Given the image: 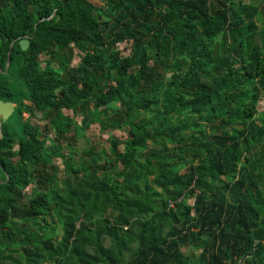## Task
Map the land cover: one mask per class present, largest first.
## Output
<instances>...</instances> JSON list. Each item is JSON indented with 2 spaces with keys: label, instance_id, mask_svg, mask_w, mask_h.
Returning <instances> with one entry per match:
<instances>
[{
  "label": "trees",
  "instance_id": "1",
  "mask_svg": "<svg viewBox=\"0 0 264 264\" xmlns=\"http://www.w3.org/2000/svg\"><path fill=\"white\" fill-rule=\"evenodd\" d=\"M98 1L0 0V264H264V0Z\"/></svg>",
  "mask_w": 264,
  "mask_h": 264
},
{
  "label": "rangeland",
  "instance_id": "2",
  "mask_svg": "<svg viewBox=\"0 0 264 264\" xmlns=\"http://www.w3.org/2000/svg\"><path fill=\"white\" fill-rule=\"evenodd\" d=\"M91 1L97 5L100 4L98 0H91ZM260 19L263 20L264 15H261ZM118 46H119V49L122 51L123 55H128V54L131 55V52H132L131 41L122 42ZM80 54H81V52L79 51V49L74 48V55H73V58L71 60L72 66L77 65V63L80 60ZM41 59H43V57ZM43 65H44V63H42V66ZM258 108H259V110L264 109V100H261L259 102ZM15 114H16V111L13 112V116ZM63 114L65 116L73 117L79 123L82 122V119L84 116L81 111H78L77 113H75L72 109H68V108L63 109ZM27 117H28V114L24 113V118H27ZM32 120L35 124H38L42 127H44L45 122H46V120H43L41 118L40 113H38L36 115V117L32 118ZM127 134L128 133H127L126 129H116V130H111L108 132H102L100 130V127L98 124H91L88 128L80 129L79 132H74V134H73L74 137L72 139V143L74 144L75 149L78 151L84 150L86 147L91 146V145L95 146L96 148H101L103 146V144L108 143V141L110 140L111 137H116V138H119L121 140H124L127 137ZM54 136L55 135L53 132H47L46 137H48V141L53 139ZM16 150H17V146L14 145L8 152L3 153L4 157L15 158L16 157ZM64 152L68 153L69 150L64 149ZM57 164H59L60 167L63 168V165L61 163V159H58ZM30 191H31V188H28L27 189V195L30 194ZM192 201H193V199H190V203H192ZM184 250H186V248H184Z\"/></svg>",
  "mask_w": 264,
  "mask_h": 264
},
{
  "label": "water",
  "instance_id": "3",
  "mask_svg": "<svg viewBox=\"0 0 264 264\" xmlns=\"http://www.w3.org/2000/svg\"><path fill=\"white\" fill-rule=\"evenodd\" d=\"M14 42L15 41H12L11 44H10V48H9V52H8L7 66H8V64L10 62V55H11V52H12V48H13ZM19 43H20L22 49L26 50L28 48V46H29V43H30L29 36H26L23 39H21L19 41ZM15 109H16V104L14 102L0 100V138H1V124H2V121L8 119L13 114Z\"/></svg>",
  "mask_w": 264,
  "mask_h": 264
},
{
  "label": "built area",
  "instance_id": "4",
  "mask_svg": "<svg viewBox=\"0 0 264 264\" xmlns=\"http://www.w3.org/2000/svg\"><path fill=\"white\" fill-rule=\"evenodd\" d=\"M170 206H173V203H171Z\"/></svg>",
  "mask_w": 264,
  "mask_h": 264
}]
</instances>
